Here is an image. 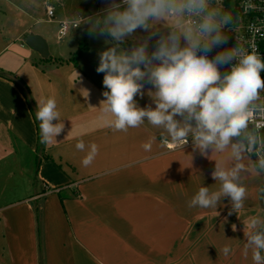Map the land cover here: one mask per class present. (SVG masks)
I'll return each instance as SVG.
<instances>
[{
	"label": "crops",
	"instance_id": "crops-1",
	"mask_svg": "<svg viewBox=\"0 0 264 264\" xmlns=\"http://www.w3.org/2000/svg\"><path fill=\"white\" fill-rule=\"evenodd\" d=\"M54 1L62 5L59 15L51 0L26 5L5 0L0 9V264H253L251 250L242 255L243 222L264 217V199L256 191L264 177L246 180L248 199L238 213L229 215L228 197L216 210L188 207L201 186L218 190L211 175L215 161L194 150L191 138L182 148H167L166 133L147 122L127 132L108 127L98 108L107 90L104 73L96 68L111 38L89 35L88 24L60 38L59 21L79 5ZM95 1L87 16L112 2ZM40 2L54 5L52 21L39 12ZM9 20L16 25L11 36L5 29ZM42 21L58 30L41 26ZM31 32L47 39L48 58L25 43ZM147 35L137 29L135 39L122 47L130 49ZM155 46L153 38L149 51ZM6 74L25 85L36 110L40 99L56 100L64 124L57 141L40 143L35 110L23 87ZM150 87L135 97L138 106L155 107L147 95ZM81 89L88 91L87 99ZM153 136L152 150L144 151L142 144ZM80 139L99 146L87 167L82 164L86 153L75 147ZM227 157L213 154L212 159ZM225 245L232 249L227 257L221 252Z\"/></svg>",
	"mask_w": 264,
	"mask_h": 264
},
{
	"label": "clouds",
	"instance_id": "clouds-1",
	"mask_svg": "<svg viewBox=\"0 0 264 264\" xmlns=\"http://www.w3.org/2000/svg\"><path fill=\"white\" fill-rule=\"evenodd\" d=\"M72 22L74 27L88 24L89 35L111 38L105 42L112 46L99 54L96 68L97 73H104L107 90L98 108L107 126L127 132L147 122L166 133L162 143L169 149L182 148L191 138L194 150L215 161L211 175L219 188L211 191L201 186L188 207L216 210L222 198L228 197L229 215L243 209L248 199L246 180L264 177V136L260 134L264 122H257L264 121V58L249 52L238 39L235 46L209 58L213 48L227 42L226 30L235 26L233 15L216 0H112L94 16L85 17L78 11ZM137 29L148 35L130 49L122 47ZM153 38L156 46L150 52ZM225 65L229 70L222 73ZM146 84L151 85L147 95L154 108L151 104L142 108L135 100L137 95L143 97ZM81 90L87 99L88 91ZM35 118L40 143L57 141L64 124L56 100L40 99ZM155 140L153 136L142 144L144 151H151ZM75 147L86 153L85 167L99 153L98 145H86L83 139ZM224 153L228 154L226 161L212 159L213 154ZM256 191L264 199V184ZM243 223L246 243L242 255L246 258L251 250L253 264H264V217L249 216ZM232 230L236 231V225ZM231 251L228 245L221 249L225 257Z\"/></svg>",
	"mask_w": 264,
	"mask_h": 264
},
{
	"label": "built area",
	"instance_id": "built-area-1",
	"mask_svg": "<svg viewBox=\"0 0 264 264\" xmlns=\"http://www.w3.org/2000/svg\"><path fill=\"white\" fill-rule=\"evenodd\" d=\"M216 3L224 11L233 15L235 26L226 30L228 31L226 32L227 42L213 48L208 54L209 58H213L218 52L226 48L235 46L237 39L249 52H255L264 58V0H216ZM46 14L48 21L54 19V5L46 3ZM72 20L65 18L59 21L58 33L60 38L67 36L72 28H76ZM232 64H235V60L232 61ZM229 67V65L221 67V72L228 71ZM261 77L264 78V72H261ZM262 97H264V93H262ZM257 122L264 121L258 120ZM260 134L264 136V128L260 129Z\"/></svg>",
	"mask_w": 264,
	"mask_h": 264
},
{
	"label": "rangeland",
	"instance_id": "rangeland-1",
	"mask_svg": "<svg viewBox=\"0 0 264 264\" xmlns=\"http://www.w3.org/2000/svg\"><path fill=\"white\" fill-rule=\"evenodd\" d=\"M10 1V0H9ZM15 2H17L18 4H25L28 2V0H14ZM66 3L70 2L71 0H65ZM2 2H3V5L5 3V0H0V9L3 8L2 7ZM12 2V1H11ZM52 4H54L56 6V9L58 11V15H59V11H61L62 9V5L59 3V2H55L54 0H51ZM76 3H78V8L77 10L74 9V11H72V13H69L70 16L69 19H73L74 16H76V14L78 13V11L83 15V16H87L88 14V9L90 8L89 5H94V7H96L95 5L97 4V2L95 0H75ZM39 5L41 6V10H39V12H41L42 16L44 15V12H45V19L47 18V14H46V5L43 6L42 2L39 3ZM73 10V9H72ZM97 11V10H96ZM68 12H69V8H68ZM10 23L6 24L5 25V29H8L10 31H8L10 34H8V36H11V31H12V28L16 27V25H14L12 22V20H9ZM43 22V21H42ZM48 26V28H50L51 30H53L54 32L56 30H58V27L56 24L54 23H49V22H46L44 21L43 24H41V26ZM87 24H81V26H85ZM2 39H5V38H2Z\"/></svg>",
	"mask_w": 264,
	"mask_h": 264
},
{
	"label": "water",
	"instance_id": "water-1",
	"mask_svg": "<svg viewBox=\"0 0 264 264\" xmlns=\"http://www.w3.org/2000/svg\"><path fill=\"white\" fill-rule=\"evenodd\" d=\"M24 41L28 46H30L32 49L37 51L43 58H48L50 56L49 43H48L47 39L44 38L42 35L31 32L25 37ZM6 75L13 78L17 83H19L21 85V87H23V89L25 90V92H26L35 112H36V107L33 103V100L31 99V96L28 92V89L25 87V85L16 77H13L10 74H6Z\"/></svg>",
	"mask_w": 264,
	"mask_h": 264
}]
</instances>
